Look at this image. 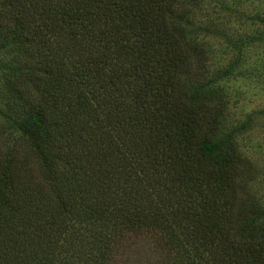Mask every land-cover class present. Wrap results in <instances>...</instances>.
<instances>
[{"label":"trees","instance_id":"1","mask_svg":"<svg viewBox=\"0 0 264 264\" xmlns=\"http://www.w3.org/2000/svg\"><path fill=\"white\" fill-rule=\"evenodd\" d=\"M185 1L0 0V49L55 93L0 147V264H264Z\"/></svg>","mask_w":264,"mask_h":264},{"label":"rangeland","instance_id":"2","mask_svg":"<svg viewBox=\"0 0 264 264\" xmlns=\"http://www.w3.org/2000/svg\"><path fill=\"white\" fill-rule=\"evenodd\" d=\"M183 6L184 26L194 30L191 41L204 55L194 80L222 105L221 132L235 158L229 205L252 201L264 208V0H193ZM28 64L0 49V147L26 151L13 121L28 106L45 110L55 95L42 82L23 78ZM9 84L12 92L5 89ZM27 163L37 171L34 160ZM257 223L264 227V212Z\"/></svg>","mask_w":264,"mask_h":264}]
</instances>
